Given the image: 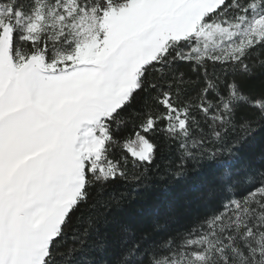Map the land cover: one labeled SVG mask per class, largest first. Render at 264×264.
I'll list each match as a JSON object with an SVG mask.
<instances>
[{
    "label": "snow or ice",
    "instance_id": "obj_1",
    "mask_svg": "<svg viewBox=\"0 0 264 264\" xmlns=\"http://www.w3.org/2000/svg\"><path fill=\"white\" fill-rule=\"evenodd\" d=\"M0 264H264V0H0Z\"/></svg>",
    "mask_w": 264,
    "mask_h": 264
},
{
    "label": "trees",
    "instance_id": "obj_2",
    "mask_svg": "<svg viewBox=\"0 0 264 264\" xmlns=\"http://www.w3.org/2000/svg\"><path fill=\"white\" fill-rule=\"evenodd\" d=\"M154 183V186L153 187H150L147 192H146V195L149 196V197H157V196H160L161 194H163L167 189L165 187V183H164V180L163 179H157V180H154L153 181ZM140 203V201L136 200V199H133L132 200V204H138ZM201 211H206V210H201ZM190 219L191 218H186L184 221H183V224H187L190 222Z\"/></svg>",
    "mask_w": 264,
    "mask_h": 264
}]
</instances>
